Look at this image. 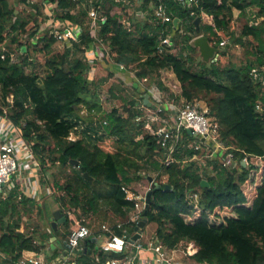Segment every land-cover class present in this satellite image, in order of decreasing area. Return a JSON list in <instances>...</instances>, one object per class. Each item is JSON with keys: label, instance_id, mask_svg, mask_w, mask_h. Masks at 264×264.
Here are the masks:
<instances>
[{"label": "trees", "instance_id": "1", "mask_svg": "<svg viewBox=\"0 0 264 264\" xmlns=\"http://www.w3.org/2000/svg\"><path fill=\"white\" fill-rule=\"evenodd\" d=\"M141 1L143 15L149 13L145 21H136L137 16L126 12V4L116 0H32L29 4L35 10L26 16L16 13L10 0H0V113L8 115L31 147L39 161L36 179L41 175L40 185H48L49 195L56 196L59 209L66 213L64 241L73 229L87 225L89 214L103 208L128 218L135 201L128 198L127 189L134 179L143 177L139 173L143 162L158 172V178L168 176L165 183L154 178L161 187L153 189L148 214V224L157 225L154 239L160 246L186 248L193 242L190 257L198 263L264 264V87L251 76L254 67L264 65V0ZM160 4L166 6L170 21L156 15ZM92 5L100 6L106 17L98 19L97 37L88 33ZM249 7H256V15L263 20L248 21L236 40L241 44L239 50L252 58L223 68L215 61L201 60V69L194 70L192 53L198 48L193 39L204 34L223 49L236 37L234 10L246 13ZM43 9L49 13L44 14ZM203 15L212 22L200 23L198 32L196 19ZM122 17H129L131 26ZM50 23L84 30L78 40L54 54L58 39L42 28ZM24 35L34 46L44 43L41 55L33 56L31 46L21 39ZM98 42L107 46L101 57H72L74 52L93 51ZM176 46H180L178 53L174 52ZM218 55V61H225V50ZM114 63L135 75L144 87L139 91L143 98L148 93L144 81L166 89L157 76L162 70L172 71L181 87L173 99L188 104L204 101L218 125L216 137L227 149L225 156L231 154L237 163L228 167L209 159L202 168L191 160L201 150L190 146L194 136L187 129L182 130L167 159L169 149L160 137L146 133L143 122L136 121L142 114L136 100L126 116L113 108L100 117L104 120L95 121L92 114L101 111V104L90 85L123 82L112 69ZM29 67L31 71H27ZM10 96L14 97L12 103ZM83 107L88 108L87 117L81 113ZM72 133H77L76 140L69 139ZM57 164L66 170L63 179L54 176L47 181L48 172ZM133 169L137 176H131ZM204 179L207 185H203ZM43 197L41 193L30 196L19 184L0 193L2 264L21 263L25 252H41L50 237L60 234V228L55 230L50 222L49 233L31 227L29 212L37 209L45 218ZM135 226L131 221L112 227L132 241ZM82 247L78 251L81 264H107L125 258L128 252L104 249L93 238L84 240Z\"/></svg>", "mask_w": 264, "mask_h": 264}, {"label": "built area", "instance_id": "2", "mask_svg": "<svg viewBox=\"0 0 264 264\" xmlns=\"http://www.w3.org/2000/svg\"><path fill=\"white\" fill-rule=\"evenodd\" d=\"M186 4L198 3L199 0H181ZM156 15L163 21H170L171 16L167 13L166 6L160 4L155 8ZM92 24L94 19H100L101 17L105 19V16L99 18L92 16ZM44 30H51L52 33L57 37L59 42H64L67 45H71L72 41L78 40L79 36L83 33L82 26L77 25H65L64 27L55 25L54 23L46 24L43 27ZM169 40L166 39L165 42ZM98 45L96 44L95 47ZM99 47V46H98ZM103 51V50H102ZM87 55H95V49L93 51L86 52ZM5 55H3V58ZM100 57V56H99ZM121 69H125L124 65L120 66ZM251 76L253 80L264 87V65L256 66L251 70ZM175 89L180 87L178 84H174ZM173 89V87H172ZM181 92V90H180ZM161 91L158 89H148L149 99L157 106L159 115H162L167 111V108L171 110V114L175 116V125H171L168 120H163V125L159 122V117H148L145 120V115L141 114L136 118V121L141 122L144 119V128L160 137V142L162 145L169 149V156L167 159L171 158L172 152L177 146L179 139L181 138V133L183 129H191L193 132L194 140L191 147L197 150H201L200 154L195 155L191 160L198 161L200 156H206L207 159L215 160V155L225 149L226 147L222 142L216 137L217 123L214 122L213 118L209 115V110L207 105H204L199 100L188 104L184 101L178 104V101H173L168 104L164 102ZM177 94V93H176ZM13 97V96H12ZM11 103L12 100H9ZM145 106V105H144ZM146 107V106H145ZM6 111V110H5ZM161 119V118H160ZM162 120V119H161ZM155 122L158 123V127L155 126ZM174 129H176L174 131ZM78 136L72 133L69 136L70 140H76ZM218 151V152H217ZM225 151V150H224ZM223 151L221 163L224 166H231L237 162L232 159V155L229 154L225 156ZM204 154V155H203ZM219 154V153H218ZM220 156V155H218ZM234 161V162H233ZM243 163H247L244 160ZM39 167V161L36 155L33 153L31 147L22 138L19 129L8 117L7 114L0 113V193L6 188L15 187L17 184L21 185L23 190L27 192L30 196L36 197V193L40 190L38 179H36V172ZM212 168V166H211ZM151 189V188H149ZM128 198L135 201V207L130 212V222L133 221L136 224L142 219L143 213L146 206V197L148 191L144 193H135L127 189ZM117 226L122 227V225L117 224ZM105 233H109L106 236L104 244L102 247L104 249H110L117 252H123L128 248L143 250L144 244L141 239L136 241H130L126 233L119 235L115 233L113 227L108 224H103L100 231L96 235L97 238L102 237ZM94 232L87 225H82L79 228L73 229L68 238V244L71 251L75 254L79 250H82V242L86 239L92 238ZM132 239V238H131ZM156 242H149V247L154 248L157 252V256L154 261L157 264H181L179 261H175L173 258L167 256V254L156 247ZM195 244L193 242L189 243L187 246V255L194 253ZM132 256H126L123 259H112L108 264H132ZM30 263L28 264H40L41 261L38 259L30 258L28 259ZM27 264V263H26ZM62 264H74L69 261H65Z\"/></svg>", "mask_w": 264, "mask_h": 264}, {"label": "rangeland", "instance_id": "3", "mask_svg": "<svg viewBox=\"0 0 264 264\" xmlns=\"http://www.w3.org/2000/svg\"><path fill=\"white\" fill-rule=\"evenodd\" d=\"M32 0H29L27 2H23L22 0H10V4L11 6L16 10V13H23V16H26L27 14H29L30 12H34L35 9L32 8V6H30L29 2ZM116 1H121L123 4H126V12H128L130 14V16H137L136 17V21H145L148 17H145V15L147 16V14H149L148 12H145V14L143 15V11L141 9V0H116ZM140 7V9H139ZM152 9L154 10V6H152ZM257 8L256 7H249L247 8L246 13H241L240 10L235 9L234 10V18H233V26H235V40H230L227 42V44L224 46V48H219L220 52L222 50L226 51V57H225V61H218L219 60V55H217L214 59L210 60L208 63L211 64L213 61L216 62V64H218L220 67H225L228 65H232V64H240V63H245L248 60H250L252 57L251 55H249L245 50H239V48L241 47V44L236 40V38H238L241 35V31L243 26L249 21L250 24H255L260 22L261 20H263L262 17H258L256 15L257 12ZM44 14H48L49 12L47 10L43 9ZM89 14L90 16H94V17H101L104 15V11L103 9H101V7H94L93 5L91 6V8L89 9ZM136 14V15H135ZM55 15V13H54ZM122 22L127 25V26H131V19L129 17H122ZM151 21V19H150ZM212 22L211 18L208 17L207 15H203V20L201 23H209ZM46 26V24L42 25V28ZM83 28V27H82ZM84 30V28H83ZM88 33H91L92 35H94L95 37L98 36V22L97 19H94V22L91 26L90 29H88ZM40 35L43 34V32L39 33ZM21 39L24 43H28L31 47V52L33 54V56H37V55H41L42 52L39 51L40 48L43 47L44 43L41 42L39 43L37 46H34L31 43V39L27 36H21ZM10 40V38H9ZM194 40V39H193ZM67 44L64 42H57L54 47H53V53L56 54L59 50L63 49ZM97 45L100 47V49L105 48V44L103 42H98ZM107 47V46H106ZM180 46H176L174 49V52L178 53ZM38 49V50H37ZM99 49V48H98ZM19 53V52H18ZM44 53V52H43ZM192 56L194 57V63L192 64V68L194 70H200L201 69V60L203 61L200 51L198 49L197 52L192 53ZM72 57H76V58H81L83 60L87 59V53L86 52H74V54L72 55ZM18 58H20L18 56ZM31 67L27 68V71H31ZM125 70V69H123ZM93 70L90 71L89 73V80H93ZM158 78H160L162 80V82L164 83L165 88H160V86L153 82L151 84H149L150 82L148 81H144L145 86L149 89H156L158 91V89L161 91L160 95H162L164 102L166 103V107H168L167 105L170 104L171 102L175 101L173 99V94H178L180 93L181 87H178L177 89H175L176 86L175 85H179L180 83L178 81H176L174 75H172V71L170 70H162L161 73L157 76ZM96 82V81H95ZM94 84L92 83L91 89H92V93H96L97 95V99H99V102L101 104V111H95L93 112V116H94V120L98 121V120H104V118H100L103 117L104 112H110L113 108H119L122 113L126 116L127 115V108L132 107L131 102L132 100H136L137 101V105L138 107L141 109L142 114L145 115V120L148 117H159V122H161V125H163V120H168L169 123L171 125H175V116L173 114H171V110L169 108H167V111H165V113H163L162 115H159L160 112L158 111V108L156 106L157 102L154 104L156 107L154 109H150L147 106L145 107L144 104L142 103V95L143 93H138V89L133 87L131 84H127L125 81H120V80H116V81H112L107 82L106 84L103 83L101 84L99 81L96 82ZM112 86V88L110 87ZM173 87V89H172ZM148 95V94H147ZM14 100V97L10 96L9 100ZM200 101V100H199ZM183 101L179 100L177 103L181 104ZM202 103H205L204 101H201ZM82 115H84L85 117H87L89 115L88 112V108L87 107H83L82 108ZM162 120H161V119ZM143 122L144 119H141ZM145 122H143L144 124ZM155 126L158 125L157 122H155ZM81 126L84 127L83 123H81ZM158 127V126H157ZM82 127L79 128V131L81 130ZM145 132L147 133L148 131L146 129H144ZM176 129H174L175 131ZM77 135V133H76ZM142 137V136H141ZM140 138V137H139ZM192 144V142L190 143ZM225 150V151H224ZM224 154L227 152V149H221V151L219 150V154L217 153L215 155V158H217V160L219 162H221L222 159V154ZM204 155V154H203ZM220 155V156H218ZM157 158V157H156ZM209 162V159L206 158V156H200L198 158V165H201L202 168L205 167ZM141 165L143 166L142 169H140L139 173L143 176L141 179H134V181L129 185L130 186V191L137 193H144L145 191L150 190L149 188L152 187V184L149 180V177H153L155 179H157L159 182H167L168 180V176L164 175L160 178L157 177L158 172L154 171L152 169H150V167L148 165H144L143 162H141ZM230 167V166H228ZM149 168V169H148ZM65 169L57 164L55 167H53L47 175V181H52L54 179V176H56L57 178L63 179V175L65 173ZM139 173H135L134 169L131 170V176H137ZM211 175H213V173H211ZM40 179H41V175L38 178V184L39 187L40 185ZM157 181V182H158ZM49 187L47 184L41 186L40 190H38V192L36 193V195H40L43 194L44 197L46 198L45 203H46V207L44 209V215H45V220L46 218L48 220H50L51 222V217H52V210L54 207V202L56 201V196L54 195H49ZM61 194V192H58L57 195ZM52 200H49V199ZM59 206V204H58ZM104 211H100V213L97 214H89V217L93 216L95 218L101 216H104L105 214H107L109 217L112 216V212L110 210H108L107 208H103ZM28 216L31 220V227H35L38 229L39 233L43 232L44 227L46 228V224L44 225L43 223V218L41 216V212L39 210L36 209V211H31L28 213ZM100 217V218H101ZM131 216H129L128 218L123 219V223H127L130 222ZM123 223H121L120 225H124ZM156 227L157 225L155 223H150L149 226L145 229L146 233L151 234V236H155V231H156ZM23 229V228H22ZM24 230V229H23ZM50 230H46V232L49 233ZM45 232V233H46ZM51 233V232H50ZM135 234V232H134ZM183 246V245H182ZM187 248V247H186ZM186 248H176L175 251L178 252L177 257L174 259L175 261H179L181 262V258L182 257H190V255H187V249ZM173 258V257H172ZM1 259V258H0ZM182 264V263H181Z\"/></svg>", "mask_w": 264, "mask_h": 264}, {"label": "crops", "instance_id": "4", "mask_svg": "<svg viewBox=\"0 0 264 264\" xmlns=\"http://www.w3.org/2000/svg\"><path fill=\"white\" fill-rule=\"evenodd\" d=\"M93 49H95V52L97 53L96 55H99L100 57L102 56L103 48L100 49V47L94 46ZM92 57H94L93 54H92ZM112 69L116 73L117 77L121 78L127 84H131L133 87L139 88L138 93H140L139 91H141V89H144V87L141 86L140 82L138 80L134 79L135 75L131 71H128L126 69L125 70L121 69L120 65L117 63H114L112 65ZM172 75H174L176 81H178L176 78V75L173 72H172ZM147 94L148 93H145L144 98H142L143 104L145 103V99H146ZM151 102L152 101L150 99V102L148 101L145 104H148V106H147L148 108L154 109L153 108L154 104L152 102V105H151L150 104ZM204 105H206V104L204 103ZM49 200H52V199H49ZM57 209H59L58 203L54 202V207H53L52 213ZM100 217L98 219V217L95 218V217L91 216V217H88V220H87V226L90 227L92 229V231L94 232V235L92 236L93 242H95L97 244V246H102L104 244L105 238L107 236V233H105L100 238L96 237V235L100 231V228L103 224H108L110 226H114L115 224L123 223V219L121 217L115 216L113 213H112L111 217H109L107 214H105L101 218ZM49 222H50V220H48L47 218H46V220H45V218L43 219L44 225L46 224V228L44 227L43 233H45L46 230H49V228L47 226V224H49ZM50 224H51V222H50ZM148 226H149V224L142 230L141 237H140L141 242L144 244V249L143 250H137L135 248L134 249L128 248L127 255L132 256L134 258L132 264H157L154 261V258L158 254L154 248L149 247L150 241L156 242L154 239L155 236L154 235L151 236L150 232L146 233L145 229ZM58 227L60 228V234L50 237L48 244H47V247L44 250H42L41 252H38V253L34 252V251L25 252L24 258H23L22 262L19 264L30 263L28 261V259H30V258L40 260L41 261L40 264H62L65 261H69V262L74 263V264H81L78 261L79 253L77 252L74 254L71 251V248L69 247V245H66L64 243L65 241L63 240V234L65 233V228L63 226V223L59 224ZM94 239H96V241H94ZM155 245H156V247H159V243L156 242ZM159 249L161 251L165 252L167 254V256H169L171 258L173 257V259H175L178 255V252L175 251V249H169V248H166L163 246L159 247ZM56 250L58 251V253H56ZM94 255L96 256V254H93L92 256H94ZM1 262H2V260L0 259V264H2ZM181 263L182 264H206V263H198L192 257H182Z\"/></svg>", "mask_w": 264, "mask_h": 264}, {"label": "water", "instance_id": "5", "mask_svg": "<svg viewBox=\"0 0 264 264\" xmlns=\"http://www.w3.org/2000/svg\"><path fill=\"white\" fill-rule=\"evenodd\" d=\"M140 9V7H139ZM203 17H198L196 19V24H197V30L198 32H200V23L202 22ZM177 21V20H176ZM193 45L195 47H197L200 51L201 57L205 62H209L210 60L214 59L220 52V49L216 46H214L209 38L204 35V34H200L199 36H197L196 38H194V40L192 41ZM150 102L149 99V95L146 96L145 99V103ZM152 105V102L150 103ZM156 106L153 105V108H155ZM187 131L192 135L193 132L191 129H187ZM75 164H79L80 162L78 160H74L73 161ZM149 180L152 184L151 189L149 190V192L147 193V197H146V206H145V210L143 213V217L142 219L136 224L135 226V234L132 236V241H136L138 239H140L141 237V233L142 230L148 225V214H149V207L151 205L152 202V193H153V189L158 187L160 188V184L158 182H156L154 180L153 177H149ZM203 185H207V180H203ZM169 187V184H166V188ZM67 220V215L65 212H63L60 209H57L53 212V215L51 217V226L57 230L59 224L66 222ZM94 241H96V239H94ZM66 245L68 244V241L64 242Z\"/></svg>", "mask_w": 264, "mask_h": 264}]
</instances>
